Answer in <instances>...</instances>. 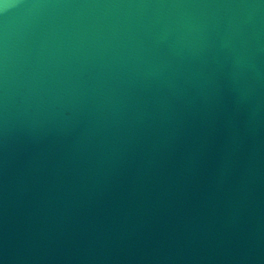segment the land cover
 Masks as SVG:
<instances>
[{"label": "water", "instance_id": "95a60500", "mask_svg": "<svg viewBox=\"0 0 264 264\" xmlns=\"http://www.w3.org/2000/svg\"><path fill=\"white\" fill-rule=\"evenodd\" d=\"M0 264H264V0H0Z\"/></svg>", "mask_w": 264, "mask_h": 264}]
</instances>
